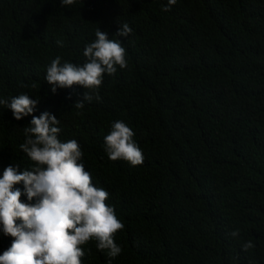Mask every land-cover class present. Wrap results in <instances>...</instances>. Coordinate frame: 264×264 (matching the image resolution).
Returning a JSON list of instances; mask_svg holds the SVG:
<instances>
[{"label": "trees", "instance_id": "16d2710c", "mask_svg": "<svg viewBox=\"0 0 264 264\" xmlns=\"http://www.w3.org/2000/svg\"><path fill=\"white\" fill-rule=\"evenodd\" d=\"M167 5L0 0V99L27 94L39 100L33 115L59 119L58 138L78 142L80 163L125 225L115 236L120 255L92 240L82 264H264V0ZM125 23L132 32L115 37ZM97 29L121 41L127 67L104 74L99 100L76 84L53 93L51 62L83 66ZM31 119L0 105V176L10 163L33 165L19 147ZM115 121L133 130L142 164L108 158ZM12 239L0 232V254Z\"/></svg>", "mask_w": 264, "mask_h": 264}, {"label": "clouds", "instance_id": "9594fccd", "mask_svg": "<svg viewBox=\"0 0 264 264\" xmlns=\"http://www.w3.org/2000/svg\"><path fill=\"white\" fill-rule=\"evenodd\" d=\"M74 3L75 0H61L64 7ZM176 3L177 0H168L162 10L167 12ZM131 32L125 23L115 37H128ZM95 37L85 45L83 55L87 61L83 66L61 64L59 56L51 62L45 79L53 93L57 88L76 84L95 91L99 100L104 74H115L116 66L127 67L126 49L119 39H109L99 29ZM57 44L62 47L63 41ZM92 99L91 92L85 91L84 102ZM84 102H76L75 107L83 108ZM38 103L27 94L0 99V105L11 109L17 121L32 116L23 128L25 140L19 147L34 162L23 170L19 164L10 163L0 176V232L13 238L10 247L0 254V264H82L86 255L83 246L92 240L97 241L99 251L107 250L110 258L117 257L122 247L115 242V236L125 225L114 206L106 203L109 193L93 183L91 173L80 163L83 152L78 142L60 141L59 119L47 111L38 117L33 115ZM133 137V130L125 122L115 121L104 138L108 158L124 160L132 166L142 164L144 154ZM21 182L22 189L17 187ZM22 196L26 200L22 201ZM239 232L236 229L230 234L235 238ZM253 246L249 241L243 250Z\"/></svg>", "mask_w": 264, "mask_h": 264}]
</instances>
